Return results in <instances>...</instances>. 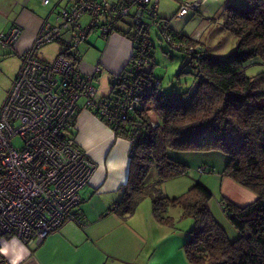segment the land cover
<instances>
[{
  "label": "trees",
  "instance_id": "1",
  "mask_svg": "<svg viewBox=\"0 0 264 264\" xmlns=\"http://www.w3.org/2000/svg\"><path fill=\"white\" fill-rule=\"evenodd\" d=\"M244 1L243 6L227 5L222 13L221 28L236 38L235 51L223 58L209 55L193 37L169 28V20L154 9V19L166 26L164 33L157 29L156 36L169 40L173 50L186 55L185 65H192L194 82L183 91H160L159 81L152 75L151 36H142L133 12L122 18L124 24L122 19L115 23L114 31L130 41L132 52L125 67L111 77L112 91L106 96L115 92L117 100L125 97L138 104L125 111L123 120L107 125L115 137L130 144L127 178L108 211L126 220L149 198L153 216L162 224H172L168 209L178 207L182 217L193 220L184 245L191 264H264V70L251 76L246 73L250 63L264 64V0ZM134 2L111 4L129 5L136 12ZM151 10L152 6H144L141 12L148 16ZM169 36L182 40L174 42ZM189 45L195 47L189 49ZM185 65L179 67L177 76ZM119 85L124 90L119 91ZM92 113L98 117L97 111ZM186 152L224 156V166L217 174L255 194V200L244 206L220 199V207L237 233L235 239L215 219L209 207L212 193L199 180L176 197L163 191L166 180L188 173ZM201 166L197 167L198 172L202 169L199 173L215 172L214 167ZM151 169L156 178L149 181ZM77 213L84 221L80 207Z\"/></svg>",
  "mask_w": 264,
  "mask_h": 264
},
{
  "label": "built area",
  "instance_id": "2",
  "mask_svg": "<svg viewBox=\"0 0 264 264\" xmlns=\"http://www.w3.org/2000/svg\"><path fill=\"white\" fill-rule=\"evenodd\" d=\"M66 1L20 54L18 74L0 105V240L15 237L36 246L67 222L84 227L77 213L79 192L90 182L95 163L76 141L74 119L81 109L97 111L109 126L138 104L125 97L117 100L115 92L98 95L94 75L81 70L78 48L89 31L99 30L108 38L116 21L132 12L143 37L150 36L151 26L166 30L154 19L152 0H135L136 12L106 0ZM182 5L179 16L195 4ZM144 6L153 7L148 16L141 12ZM20 32L17 26L1 32L0 44L13 46ZM52 44L58 52L50 58L43 49ZM0 264H10L2 253Z\"/></svg>",
  "mask_w": 264,
  "mask_h": 264
},
{
  "label": "rangeland",
  "instance_id": "3",
  "mask_svg": "<svg viewBox=\"0 0 264 264\" xmlns=\"http://www.w3.org/2000/svg\"><path fill=\"white\" fill-rule=\"evenodd\" d=\"M108 1L111 2L112 0ZM152 1L156 5L157 13L169 20V28L186 36L193 37L197 46L206 47V53L209 55L223 58L235 51V36L221 28L222 13L227 5L231 4L235 6H243L245 4L244 0ZM187 3L189 5L195 4L191 5L194 9L189 7L186 14L179 16V13H177L178 9L180 7H184L182 4ZM13 22L14 21H12V19H4L0 17V33L7 31V27L9 26H17L12 25L14 24ZM83 22L85 23V21ZM120 22L124 24L123 19ZM121 27L124 30L127 29L126 25ZM156 31L157 29L155 26L149 27V33L152 39L151 42L154 47V67L152 69V75L159 81L160 91L167 92L174 89L183 91L189 89L194 82L192 65H185V62L187 61L186 55L180 51L173 50L171 48L172 43H170L169 40H163L160 35L156 36ZM114 34L120 35L119 32L113 31L108 38H105L100 34L99 30L91 29L88 33L87 39V42H89L90 45L87 42H83L79 44L78 48L82 58L80 65L81 67L82 64L83 67L86 65L87 72H85L89 75H94V83L98 95L100 96H106L112 91V88H110L111 77L115 72H118L123 65H125V61H127L130 53V51H115V49L109 48V43L114 37L112 36ZM169 37V39L174 42L182 40L178 37ZM84 45H87L89 49L87 50ZM14 46L15 45L5 47L0 44V105L3 103L5 96L20 68V61H18L19 57L15 54V52H13ZM194 47L195 46L193 45H189V49ZM57 52V48L54 44L43 49V53L50 58L54 57ZM112 54L117 55L113 63L115 68L113 71L107 65L110 60H112ZM183 64L185 65L183 73L177 76L179 67ZM262 69L264 68H262L259 64H249L246 66V73L251 76L260 72ZM16 72L17 74L12 80L11 75ZM82 150L84 151L83 148ZM186 155H188V157H186L184 163L189 167L188 173L186 175L166 180L162 186L163 191L169 197H176L184 193L196 182V180H199L201 183L206 185L212 193V198L209 201V207L215 219L225 229L229 238L235 239L237 233L231 226L227 216L219 204L222 193L219 187V180L215 177L217 175L216 170H219V168L221 169L222 166H224V156H221L222 159L220 160L217 156L210 158L212 154L204 152H186ZM199 165H202V168L204 166L209 168H213L215 166V172L205 171L203 173H199L197 171V167ZM155 178V170L151 169L147 180L151 181ZM86 190L87 187L85 186L79 192L81 200L83 199V201L89 200L92 196H89V192L86 193ZM97 196L106 200L104 205L105 211L107 205L109 204L108 202L112 201L115 194L104 191L97 194ZM95 200L96 197H93L90 201L84 203L81 202V206L84 205L82 208H85L87 214L84 227H86V224H97L105 219L106 221L104 222V225H109L111 227L113 238L122 237L125 239H132L136 242V250H138L136 255L139 261L138 264H191L184 253V245L186 236L190 231V228L193 226V220L190 217H182L181 210L178 207L168 209V214L174 221L172 224H162L153 216L151 201L149 198L142 200L137 206L135 212L126 220H122L117 215L112 213H109L108 215L104 213V216L99 219L97 211L99 205L95 208L92 207ZM84 227L81 228L85 229ZM113 261L114 259L111 260V262Z\"/></svg>",
  "mask_w": 264,
  "mask_h": 264
},
{
  "label": "crops",
  "instance_id": "4",
  "mask_svg": "<svg viewBox=\"0 0 264 264\" xmlns=\"http://www.w3.org/2000/svg\"><path fill=\"white\" fill-rule=\"evenodd\" d=\"M117 1L122 0H112L110 3ZM65 4L66 0H49L48 4H43V0L0 1V17L12 19L14 21L12 25H17L21 30L20 37L13 49V52L18 57L31 45L43 21L49 19L51 21L53 19L52 10H56L55 8L59 9ZM159 16L165 19L164 16ZM9 28L10 26L7 27V29ZM112 36L114 37L109 43V48H113L115 51H130L128 59L125 61L126 65L130 58L132 45L121 34H114ZM87 43L90 45L89 42ZM84 46L87 50L89 49L87 45ZM98 47L100 48L99 45ZM111 57L112 60L107 65L113 71L115 70L113 63L117 55L112 54ZM18 61H20V58ZM252 64H259L264 68V64H261L257 60L250 63V65ZM125 65L113 75L119 74ZM80 68L87 74L86 65L83 67L82 64ZM16 74L17 72L11 75L12 80ZM75 138L78 144L95 162L96 167L90 178V182L86 185V193L89 192V196H92L89 200L83 201L82 199L81 202L84 203L96 197L92 207L95 208L99 205L97 211L98 218L100 219L104 216V213L107 215L112 213L108 211V208L120 196L119 186L124 184L127 178L130 144L125 138L115 137L113 130L92 112L84 109L78 112L75 119ZM217 157L220 160L222 159L220 155H217ZM215 177L219 180L222 198L238 206L247 205L255 200V194L239 186L231 179L221 177L218 174ZM104 191L115 194L112 201L108 202L109 204L105 211L104 205L106 200L97 196V194ZM79 207L86 223V210L82 208L84 205L81 206L80 203ZM105 221L104 219V221L102 220L97 224H86L85 229L75 222H67L57 231L47 235L36 246L25 245L15 237H5L0 240V253L10 264H138L136 242L122 237L113 238L112 229L109 225H104ZM112 259H114L113 262H111Z\"/></svg>",
  "mask_w": 264,
  "mask_h": 264
},
{
  "label": "clouds",
  "instance_id": "5",
  "mask_svg": "<svg viewBox=\"0 0 264 264\" xmlns=\"http://www.w3.org/2000/svg\"><path fill=\"white\" fill-rule=\"evenodd\" d=\"M19 37H20V35H19ZM19 37H18V39H19ZM18 39H17V40H18ZM16 42H17V41H16ZM31 44H32V43H31ZM14 45H15V44H14ZM30 46H31V45H30ZM30 46H29V47H30ZM29 47H28V48H29ZM19 58H20V57H19ZM116 75H117V74H116Z\"/></svg>",
  "mask_w": 264,
  "mask_h": 264
}]
</instances>
